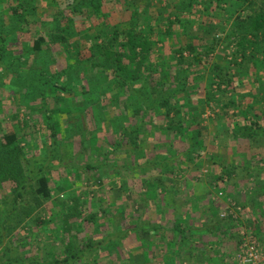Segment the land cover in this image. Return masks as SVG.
<instances>
[{"label":"rangeland","instance_id":"374dc122","mask_svg":"<svg viewBox=\"0 0 264 264\" xmlns=\"http://www.w3.org/2000/svg\"><path fill=\"white\" fill-rule=\"evenodd\" d=\"M61 1L64 3L69 2V0ZM176 1L134 0L130 2L128 9L122 8L120 3L113 2L112 4L106 3L107 8L105 9H108L111 13L108 20L112 25L120 23L121 27H124L126 24H129L132 9L138 8L140 14L145 12V14L149 15V26H152V32L156 33V31L160 32L166 27V23H164L166 20L165 15L174 11ZM30 4L28 2L27 7H30ZM223 5L236 9L235 16L240 15L243 18L248 14V10L240 7L241 3L239 0H229L228 4L224 3ZM56 6H59L58 1L51 0L48 3L47 1L42 3L39 7L41 16L43 17L42 22L52 19V15L57 9ZM197 8V12H185L187 19L193 21L191 24L192 33H195L203 23L207 24L208 21H212L213 24H216L220 19L224 18L222 14L210 18L203 12L204 6L202 2L198 3ZM159 11H161L162 16L161 13H158ZM74 17L76 31H74L70 40L72 46H69V49H66L63 43L55 44L48 42L41 52H34L33 54L32 51H28L26 48L32 45L33 39L38 34L44 32L46 25L37 19L39 24H35L33 21L26 30L27 32H20L17 30L18 25H16V20L13 15L9 14L8 8L0 7V36L4 34L7 40V42L3 43L0 38V46L3 44L6 47L3 58H0V101L7 105V109L4 112L0 106V122L3 124L4 129H6L9 123L12 122L16 109L21 113V117L25 114V118L29 121L30 126L24 129L18 128V132L25 139L21 143L27 149V156L24 159L27 163L29 160L43 159V155L40 156L39 149L45 140L44 138H48V132L43 126H38L39 129L34 128V121L46 113V106L49 105L51 109H54L62 105L63 103L61 104V102H64V105L69 104L68 106L72 108L71 112L76 113L77 104L70 97L76 100V102L81 100L80 95L76 93L79 89V78L82 77L74 73V71L85 70L90 66L82 68L75 66L78 58L77 51L78 49L82 50L83 56L87 55L88 57L90 55L86 47L89 45L88 42L91 41L90 36L96 35L97 28L91 27V20H88L85 15L75 14ZM174 18L175 15H170L168 20H174ZM233 20V18L222 20L224 33L221 30H214L216 37L221 39V41L209 55L210 64H213L216 60L217 65L221 64L222 61L218 58L219 56L232 61L229 65V70L233 75H236V91L242 94V96L244 93L250 92L256 100H252L250 96L241 99L239 109H226L228 114L225 117L221 108V102L216 100L221 98L219 91H216V84L211 85V88L216 91L215 99L207 101L204 98V94H206L204 86L209 82L205 78L212 75V66H207L206 69L202 70L206 82H201L202 87L197 90V94L195 93L192 96L193 102L194 100L196 102L200 97L203 98L197 104L203 105V111L198 117V121L205 144L194 154L195 158L192 162L188 164L183 162V169L175 168L172 175L167 173V165L161 167L160 165L156 167H147L145 165L146 169L142 168L143 170L140 169L137 172L139 175L142 173L144 176H148L149 179L152 178V175L158 176L160 181L162 178H166L169 197L162 200L165 207L164 211H167V207L174 206V218L164 222L166 227H170V224L174 220L182 218L186 213L188 218L192 214L191 221L195 224H192L195 226L192 228L197 230V228L204 226L203 222H205L204 224H208L207 217L205 216L207 211L204 208L208 207L211 210V208L217 206L216 209L219 211V214H222L224 211L228 214L225 218H222L230 220V222H228L226 228L223 226V230L219 229V231L216 230L215 232L217 236L223 234L224 238L227 237L231 241L230 243L234 245L231 249L233 250L232 254L223 258V261L227 264H255L254 262L244 263L241 257L245 253L242 249H246L245 243L251 237L258 242L262 253L258 264H264V139L234 138L231 130L227 127L228 122L236 118L235 114L245 109L250 102L254 104L250 110L251 115H259L264 121V52H257L254 45L247 49L248 55L254 54L253 62L255 63L252 66L249 65L248 69V65L241 66L233 63V61L239 63L243 61L240 45L236 41H232V38H230L231 40L223 41L229 32ZM64 23V20L53 22L57 32L63 31ZM175 26L177 36L173 37V34L171 36L166 34L163 37L164 40L158 42L157 46L162 51L158 56V60L161 59L160 66L164 65L163 60H168L172 54L171 44H181L187 39V35L183 34L181 27L178 24ZM143 27L147 28L148 25H144ZM85 31H88V35L90 36H87ZM155 33H152L151 37L154 38ZM20 48L26 52L18 58L19 52L17 51ZM5 63L11 64V66H5ZM259 66H263V69H260ZM95 70L97 72V69ZM237 70H239L238 74ZM83 81H86V79L82 78L81 82ZM53 85L56 86L54 91L51 89ZM64 86H67V91H63ZM114 91L111 93H114ZM44 93L45 96L47 95V99L42 97ZM198 94L203 96L199 97ZM231 94L232 92L228 91V96H231ZM17 96L22 100L18 107H16ZM120 96L121 101L119 99L118 101L122 103L119 106L122 111H118L119 107L113 109L112 103H114V98L110 94L108 101L106 100L104 103L103 108L106 110V117L108 119L104 132V141H102L103 137H101L100 142L92 147H90L89 141L88 145L87 143H85L86 145H82L83 142H81L80 136L74 138L71 136L67 137L65 136L64 127H61L58 144L59 157L57 159L54 158L55 164L64 162L67 159H73L78 167L73 169V167L70 168L68 166L69 169H65L62 166L56 170V176L52 183L53 199L49 200L45 205L37 208L29 216L25 214L29 208L27 202H32L34 197L32 188L35 187V183L29 182L23 191V198L17 199L19 203L14 210L13 201L16 194L12 191L9 182L3 183L0 190V229H2L0 232L4 233V237H0V264H10L9 260L16 257H21L20 259L22 260L16 264H117V262L119 264H173L170 259L171 255L167 254L163 249H158L157 244L160 240L157 235L148 236V239L150 241L153 240V243L156 244L150 254L147 251L149 244L145 242L146 247L143 248V251H146V259L149 257L152 261L144 262V255L140 247L142 246L140 236L145 235L140 232L138 238V234L134 231V228H140L139 230H141V228L150 227L154 218L150 214L151 209L149 205L152 203L156 204L157 202L151 201L149 199L150 195H143L140 200L141 202L138 204H142V206L144 204L146 210H143L141 205L139 208L136 207L137 204L132 197L135 196L132 191L136 190L133 184L136 181L134 182V177L129 178L133 182L127 178L137 175L136 169L132 168L136 162L142 163L147 157L154 158L158 156V151L160 150L164 151V154L168 156L172 153L171 151L177 153V156H179L183 152L182 148L185 144H189L187 139L190 138L191 134L189 132L186 135L181 134L183 137L185 136V141L173 139L172 144L170 142L161 143L160 141L165 139H162L160 131L156 130L157 123L154 124L151 121L152 119L153 121L155 120L157 116L155 114L160 109L153 110L151 116L144 118L143 111L137 105H133L135 100H130L129 91L124 90ZM195 108L196 106L189 107L190 110ZM82 109L84 107L81 105L79 116L84 118V110L82 111ZM112 112L117 113L112 115ZM85 115L87 117L86 121L89 123L88 125L92 128L94 125L92 110H87ZM67 116L66 111H58L56 114V118L61 119L62 123L67 121ZM119 123L121 127L117 128L119 127ZM128 123L132 126H143L140 139H136L135 134L131 136L118 135L117 132L122 133L124 124L128 125ZM158 124H160L159 126L161 124L162 126H166L164 118H158ZM221 129H228L230 133L227 134L225 130L221 131ZM99 134L101 135V132ZM171 136L172 132H169L168 138ZM119 139L121 144L117 145ZM45 141L48 142V145H51L49 140ZM114 146L117 147L114 149ZM109 150L111 151V155L108 153ZM143 156L146 157L144 158ZM136 158H140L141 160H137ZM88 162L95 166V168H81ZM116 164L118 167L115 166ZM225 168L232 170V174L226 172ZM218 173L223 174L222 180H219ZM59 186L63 187V189H60ZM143 189L147 190L146 187ZM138 190L145 192L141 189ZM86 191H91L90 193H93L94 197L91 198L87 194L89 192ZM125 191H131L132 194ZM70 192H73L72 194H82L83 205L81 208L74 203V199L68 198L67 193L69 194ZM220 192L223 195H219ZM4 198L6 201L3 200ZM132 200L133 202H131ZM62 201L70 206H74L77 211L81 210L82 215L69 218L63 217L61 213V215L57 214L59 210L57 204H60ZM114 201L118 207L128 203V211L132 212L134 210L133 213L129 214L128 222L123 214L119 212L117 206L109 210ZM171 201L172 204L170 203ZM190 205L193 206L192 213L190 212L191 208L188 209L187 207ZM50 206L51 208H49ZM101 209H105L106 211L104 212ZM95 212H97V221L100 223L99 228H96L98 224L85 221L89 213ZM165 214L167 213L164 212L162 217L158 216L160 221L161 219H167ZM37 215H41L43 221L51 220V224H41L40 220L37 223L34 222ZM150 218L153 220L151 221ZM126 227L131 228V230H129V235L121 240V246L116 247L112 252L108 251L110 250L109 248L105 250L96 246V248L91 250L94 251V254L87 257L90 254L89 248L86 249L84 247L87 241L102 240L108 234L113 232L118 233ZM183 227L186 226L184 225ZM44 228H48V230L46 231ZM228 228L229 231H227ZM56 229H60L59 236L55 235ZM210 234H212L209 236L210 239L214 240L216 238L215 234L212 232ZM62 236L64 240H61L60 237ZM169 238L170 236H168ZM221 240L222 238L219 239L217 237V242ZM69 243H75V246L79 250L83 249V252H80L78 259H69L67 262L61 261L56 263L54 261L55 250L58 256L61 257L63 256L61 253L63 251L62 248H65ZM134 246H137V249ZM163 256L169 259V261L166 260L164 262L161 259ZM208 256L213 257V254H209ZM220 256L222 255L214 256V258H211V261L218 260ZM180 258V261L174 264H207V261H203L202 258V261H199L197 258L189 260L188 256L182 254ZM29 261H33L34 263Z\"/></svg>","mask_w":264,"mask_h":264},{"label":"trees","instance_id":"16d2710c","mask_svg":"<svg viewBox=\"0 0 264 264\" xmlns=\"http://www.w3.org/2000/svg\"><path fill=\"white\" fill-rule=\"evenodd\" d=\"M46 1L48 3L51 0H0V7L8 8L9 14L14 16L16 25H18V31L27 32L26 30L33 21L35 24H39V22L43 21L39 7ZM53 1H58L59 6H56L57 9L52 15L50 21L42 22L46 25V28H44L43 33L38 34V36L33 39L32 45L26 48L28 51H32L33 54L34 52H41L48 42L55 44L63 43L65 44L66 49H69V46H72L70 40L72 39L74 31H76L75 14L85 15L88 20H91L90 25L92 28H97V33L94 36H90L88 35V31H85V34L90 36L91 39V41L88 40L89 45L86 47L90 52L88 57L87 55H82V50L78 49L77 51L78 58L75 66L81 68L84 66L90 67L85 70L81 69L74 71V73L81 76L84 80L86 79V81L81 82L82 78H79V89L76 94L80 95L81 100L76 102V100L70 97V99L77 104L75 110L76 113L71 112L72 108L68 106L69 104L64 105V102H61V104H63L54 109H51V106L49 105L45 108L43 105V107L47 109V111H45L46 113L43 114L41 118L35 119L34 121V128L39 129L38 126L45 127L48 132V138L44 139L47 141L49 140L51 143V145H48V142L44 140L41 144L39 150L40 156L43 155L42 160H29L28 163L24 160L26 158L25 156H27V149L21 143L24 138L19 135L18 128L24 129L30 126L29 121L25 118V114L21 117V113L16 109V112L13 114L12 122L9 123V126L6 129H4L3 124L0 122V190L3 183L9 182L12 191L16 194L15 200L13 201L14 210L19 203L17 202V199L23 198V191L29 182H34L35 187L32 188V194L34 196L32 202H27L29 208L25 214L28 216L37 208H40V206L45 205L49 200L53 199L52 183L56 176V170L62 166H64L65 169H69L68 166L70 168L73 167V169L78 167L73 159H67L64 162L55 164L54 158L57 159L59 157L58 144L61 135V127H64L65 136L67 137L71 136L74 138L80 136L81 142H83L82 145H86L85 143L88 145L90 142V147H92L100 142L101 137H103L102 141H104V132L106 130L108 119L106 117V110L103 107L105 101H108L109 94L114 98L113 102L116 103L118 99L121 101L120 94L124 90L129 91L130 100H135L133 105H137L139 109L143 111L144 118L151 116L153 110L156 111V109H160L158 110L159 112L155 114L157 115L155 120L153 121L152 119L151 121L154 124L157 123L156 130L160 131L161 138L165 139L160 141L161 143L170 142L172 144L173 139H181L182 141H185V136L183 137L182 135H186L188 132L191 134L190 138L187 139L189 144H185L182 148L183 152H181L179 156H177V153H173V151H171L172 153L168 156L164 154V151L160 150L158 151V156L154 158L147 157L142 163L138 162L136 163L137 165H134V167L138 169H146L149 166L156 167L160 165L161 167L167 165V173L171 175L173 174V171H175V168H179L180 170L183 169V162H186L187 164L192 162L195 158L194 154L205 144L198 121V117L203 111V105L197 104L200 99H203L200 97L203 95L198 94L200 99L196 100V102L195 100L193 102L192 98L193 94H197V90L202 87L201 82L205 81L202 70L206 69L207 66H212V75L205 78L207 81L209 80V82L204 86L206 89L204 98L207 101L215 99V92L219 91L221 98L216 100L221 102V108L223 109V115L225 117L228 114L226 109H239L241 99L250 96L252 97V100H256L250 92L244 93L242 96V94L236 91V75H233L229 70V65L232 61L225 59L223 56H219L218 58L222 61L221 64L217 65V60L213 64H210L211 60L209 55L215 50L216 45L221 41V39L216 37L214 32L216 30H221L224 33L222 20L225 18L228 20L233 18L234 20L233 23H231L229 32L223 39V41H228L232 38V41H236V43L240 45L239 47L241 49L240 51L243 61L241 63L233 61V63L241 66L248 65L247 69L249 65L252 66V64H255L253 62L254 54L248 55L246 51L249 47L254 45L257 52H264V0H239L241 3L240 7L248 10V14L243 18H241L240 15L235 16L236 9L233 7L223 5L224 3L228 4L229 0H177L174 6V11L165 15L166 20L164 23H166V27L160 32L156 31V33L152 32L153 27L149 26V15L145 14V12L140 14L138 8L132 9L129 24H126L124 27H121L120 23L112 25L109 22L108 18L111 13L108 9H105L107 8L106 3L112 4L113 2H117L121 4L122 8L128 9L130 2L134 0H69L67 3H64L61 0ZM28 2L31 3L30 7H27ZM200 2H202L204 6L203 12H205L210 18L219 16V14H222V17L224 18L220 19L216 24H213L212 21H208L207 24L203 23L195 33H192L191 24L193 21L187 19L185 12H197V6ZM221 11L222 13H220ZM158 13L160 14L161 11ZM170 15H175L174 20H168ZM63 20L65 22L63 24V31L57 32L53 22ZM177 24L181 27L183 34L185 36L187 35V39L181 44H171L172 54L168 60H163L164 65L160 66L161 59L158 60V56L162 51L157 46L158 42L163 41V37L166 34L169 36L173 34V37H175V35L177 36V29L175 28V25ZM144 25H148V27L144 28ZM152 33H155L154 38L151 37ZM0 38L3 43L7 42L4 34L1 35ZM22 50L23 49L20 48L17 51L19 52L18 58L26 52ZM5 51L6 47L1 44V59L3 58ZM5 66H11V64L5 63ZM262 67H260V69H263ZM94 68L97 69V72ZM238 72L239 70H237V74ZM212 84H216V91L211 88ZM54 88H56V86L53 85V88L51 89L54 91ZM67 90V86H64L63 91ZM113 90H115L114 93H111ZM228 91L232 92L231 96H228ZM42 97L47 99L45 93ZM21 101V98L18 97L16 107L19 106ZM120 101L116 104L112 103L113 109L122 104ZM81 105L84 107V109H82V111L84 110V118L79 116ZM0 106L3 112L6 111V104H3L0 101ZM192 106H196V108L190 110L189 107ZM253 106L254 104L250 102L245 109H242L240 112H237L238 114H235V119H231V121L228 122L227 127L231 130V134L234 138H245L250 140L256 138L264 139V121L259 115H251L250 110ZM87 110H92L93 113L94 125L92 128L86 121L87 117L85 112ZM120 110L119 107L118 111ZM58 111L67 112L68 116L65 123H62L61 119L56 118ZM116 113L117 112H112L111 114L114 115ZM158 118H164L166 126H162V124L159 126ZM118 125L119 127L117 128H120V123ZM228 129H221V131L225 130L228 134L230 133V130L228 132ZM141 130H143L142 125L132 126L128 123V125L124 124L122 133H117L119 136L122 134L123 136H131L135 134L136 139H140L142 136ZM100 132L101 135L99 134ZM169 132H172L170 138H168ZM120 144L121 142L119 139L117 145ZM115 147L117 146H114V149ZM108 153L111 155L110 150ZM143 157L145 158L146 156ZM136 159L139 160L140 158ZM145 165H147V167H145ZM115 166L118 167L117 164ZM81 168L92 169L95 168V166L88 162ZM225 169L226 172L232 174V170H229L228 168ZM218 177L219 180H222L223 174L218 173ZM165 179L166 178L162 179L163 184L166 183ZM59 188L63 189L61 186H59ZM86 192L90 193L91 191ZM72 193L73 192H70L69 194L67 193L68 198L74 199V203L81 208L83 205L81 199L82 194ZM3 200L6 201L5 198ZM57 205L59 207L57 214L61 213L63 217L66 216L71 218L73 216L82 215L81 210L77 211L74 206H70L63 201ZM187 207L188 209L191 208L190 212L192 213L193 206L190 205ZM216 207L211 208V210H209L208 207L204 208L207 211L205 216L207 217L208 224H204L205 222H203L204 226L202 225L203 227L197 228V230L192 228L195 227L192 225L194 223L191 221L192 214L189 215L190 218H188L186 213L182 218L174 220L173 223L170 224V227H166L165 223L162 225L159 223L158 226H155L157 225V222H155L154 226L151 225L150 227H145L146 229L141 228V230H139L140 228H134V230L132 228L138 234L137 237L140 236V232L145 235L140 236L142 243V246L140 247L144 255V262L152 261L149 257L146 259V251H143V248L146 247L145 242L149 244L147 251L150 254L156 244L153 243V240L150 241L148 236L157 235L160 240L158 242L159 245L157 246L158 249H163L167 254L171 255L170 259L173 264L180 261L181 254L188 256L189 260L197 258L199 261H207V264H225L223 258L232 254L233 250L231 249L234 245L230 243L231 241H229L227 237L224 238L223 234L217 236L215 232L216 230L219 231V229L223 230L222 227L225 226L226 228L228 222H230V220L223 219L222 216H220L221 214H219ZM49 208H51V206ZM160 209L161 208L159 207L158 211ZM101 210L104 212L106 211L105 209ZM118 210L121 211L120 209ZM121 213L123 214V212ZM96 217L97 212L89 213L85 221L98 224L96 225V228H99L100 223H98ZM39 220L41 221V224H51L52 222L51 220L43 221L41 215H37L34 222L37 223ZM184 225L186 227L182 228ZM197 227H199V225ZM44 229L46 231L48 230V228ZM0 230L2 231V229ZM59 230L56 229V236H59ZM227 231H229V228ZM211 232L216 236L214 240L209 237L212 235L210 234ZM205 233H207V235H205ZM128 235L129 230H123L118 233H110L103 237L102 240L87 241L84 246L86 249L89 248L90 250V254H88L87 257L94 254V251L91 250L96 248V246L105 250H108L109 248L110 250L108 251L112 252L116 247L122 245L121 240ZM168 236H170L169 239ZM0 237H4L3 232H0ZM217 237H219V239L222 238V240L217 242ZM60 238L61 240H64L63 236ZM75 245V243H69L65 248L61 247L63 250L61 252L63 256L61 257L58 256V253H56L55 250L54 261L58 263L61 261L67 262L69 259H78L79 254L81 251L83 252V249L79 250ZM134 248L137 249V246H134ZM52 253H54V251H52ZM209 254H213V257H209ZM219 254L222 256H220L218 260L216 259V262L211 261V258H214V256ZM20 258H12L9 262L10 264L19 263L22 261ZM161 259L164 262L166 260L169 261V259L164 256ZM29 262L34 263L33 261ZM117 264L119 263L117 262Z\"/></svg>","mask_w":264,"mask_h":264},{"label":"crops","instance_id":"0c3cea01","mask_svg":"<svg viewBox=\"0 0 264 264\" xmlns=\"http://www.w3.org/2000/svg\"><path fill=\"white\" fill-rule=\"evenodd\" d=\"M140 160V159H139ZM136 163H138V162H136ZM137 165V164H136ZM127 168V167H126ZM131 168V167H130ZM133 169H136L135 170V172H137V170H140V168L138 169V168H136V167H132ZM142 175V176H141ZM135 178V180H134V182L135 183H133L134 184V186H135V189L136 190H133L132 192H133V194L135 195V196H132L134 199V202L137 204V206L136 207H141L142 206V204H138V203H140L141 201V198L143 197V195L144 196H151L149 199L151 200V201H155V202H157L156 204H154V203H152V204H150L149 205V208L151 209V211H150V214H151V216H152V218H154V220L153 219H151V221L153 220V222H152V224H150V226L152 225V226H154V223L155 222H157V225H155V226H158V224L160 223L161 225L164 223V222H166L167 220L169 221V220H171V219H173L174 217H173V215H174V206L172 205L170 208H166L167 209V211H164L165 209V207H164V203L162 202V200L163 199H166L167 197H169V190H168V182H166L165 184H163L162 183V179H161V181H160V178L158 177V176H154V175H152V178L151 179H149L148 178V176H144L142 173H140V175L138 174V172H137V175L136 176H129L127 179L129 180V181H132L133 182V180H131V179H129V178ZM129 181H128V183H129ZM147 188V190H144L143 188ZM138 189H141L142 191H145V192H141V191H139ZM168 190V191H167ZM166 191V192H165ZM126 192V191H125ZM130 192V194H132V192L131 191H128V192H126V193H129ZM165 192V193H164ZM88 195H90L91 196V198H93L94 197V195H93V193L91 194V193H87ZM167 196H166V195ZM165 196V197H164ZM133 200L131 201V202H133ZM171 204H172V201L170 202ZM141 205V206H140ZM116 206L118 207V205L116 204V202L114 201L113 202V205L112 206H110V209L109 210H111V208H116ZM131 206V205H130ZM135 207V209H137ZM143 210H146L145 208V205L143 204ZM161 208L159 211H158V208ZM118 209H120L121 211H119V212H123V216L126 218V220H127V222H128V218H129V214H131V213H133L134 212V210L132 211V212H129L128 211V209H129V206H128V203H125V204H122V205H120L119 207H118ZM142 210V211H143ZM114 211H115V209H114ZM164 212L165 213H167V214H165L166 216H167V219H161V221L159 220L160 218H158V216L160 215L161 217H162V215H164ZM143 213H144V211H143ZM156 217H157V219H156ZM157 220V221H156ZM125 231L126 230H131V228H128V227H126L125 229H124ZM159 244H157V246H158ZM159 255V254H158ZM225 264H227V263H225Z\"/></svg>","mask_w":264,"mask_h":264},{"label":"built area","instance_id":"2783aa9c","mask_svg":"<svg viewBox=\"0 0 264 264\" xmlns=\"http://www.w3.org/2000/svg\"><path fill=\"white\" fill-rule=\"evenodd\" d=\"M219 195H223L222 192L219 193ZM228 214L224 211L222 212L221 216L226 217ZM246 249H242L245 253L242 254V261L245 262H254L255 264H258V262L261 259V251L259 249L258 242L254 239L249 237L248 242L245 243ZM244 246V247H245Z\"/></svg>","mask_w":264,"mask_h":264}]
</instances>
